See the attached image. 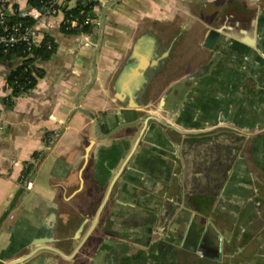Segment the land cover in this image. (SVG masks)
Listing matches in <instances>:
<instances>
[{"label": "crops", "instance_id": "obj_1", "mask_svg": "<svg viewBox=\"0 0 264 264\" xmlns=\"http://www.w3.org/2000/svg\"><path fill=\"white\" fill-rule=\"evenodd\" d=\"M114 1L98 49L51 33L28 93L0 71V264H223L198 248L200 196L218 232L264 231V0ZM215 125L253 134L198 135Z\"/></svg>", "mask_w": 264, "mask_h": 264}, {"label": "built area", "instance_id": "obj_2", "mask_svg": "<svg viewBox=\"0 0 264 264\" xmlns=\"http://www.w3.org/2000/svg\"><path fill=\"white\" fill-rule=\"evenodd\" d=\"M41 0L35 6L30 0H0V51L7 53L19 44H25L30 50L38 47V40L51 35L55 29L78 35L87 48L95 49L96 45L88 41L91 31L101 26L104 10L113 5V0ZM80 5V7H78ZM90 30V31H88ZM4 67L0 62V71ZM2 78L4 89L12 92L8 86V70ZM58 136L56 132L54 140ZM31 165L21 177L26 191L33 187Z\"/></svg>", "mask_w": 264, "mask_h": 264}, {"label": "flooded vegetation", "instance_id": "obj_3", "mask_svg": "<svg viewBox=\"0 0 264 264\" xmlns=\"http://www.w3.org/2000/svg\"><path fill=\"white\" fill-rule=\"evenodd\" d=\"M252 135V134H251ZM213 198L200 196V216L209 223V231L201 232V243L198 248H204L209 257L223 264H244L261 262L264 264V231H230V235L218 232L222 222L216 224L203 211L208 209ZM216 224V225H215ZM222 229V227H220ZM95 233V232H94ZM144 241L153 242L159 235L158 231H144ZM98 236L93 234L87 244L95 245ZM97 238V239H96ZM96 239V240H95ZM206 242V243H205ZM220 256V257H219ZM220 258V259H219Z\"/></svg>", "mask_w": 264, "mask_h": 264}, {"label": "trees", "instance_id": "obj_4", "mask_svg": "<svg viewBox=\"0 0 264 264\" xmlns=\"http://www.w3.org/2000/svg\"><path fill=\"white\" fill-rule=\"evenodd\" d=\"M30 1L37 6L41 0ZM66 2H70V0H66ZM78 2L82 4L83 0ZM54 53L55 46L51 35L44 36L42 44L38 47H32L31 50L25 44H19L9 49L7 53L0 51L1 65L9 71L7 80L12 92H10L8 99L19 97L32 90L43 75V70L38 66V62L50 60Z\"/></svg>", "mask_w": 264, "mask_h": 264}, {"label": "water", "instance_id": "obj_5", "mask_svg": "<svg viewBox=\"0 0 264 264\" xmlns=\"http://www.w3.org/2000/svg\"><path fill=\"white\" fill-rule=\"evenodd\" d=\"M115 1L113 0L112 1V3H114ZM105 13H106V11L104 10V12H103V15H102V21H101V26H100V29L103 31V29H104V20H105ZM220 36H221V32L219 31V27H218V25H216V26H214V27H212L211 29H210V31H209V37H208V39H207V41H206V44H205V46L206 47H213L214 46V44H215V42L220 38ZM95 49H98L97 48V46H96V48ZM96 67L94 68V72H93V75H92V78H91V81H90V83H89V86L87 87V90L90 88V86L95 82V79H96ZM86 90V91H87ZM230 129H227V128H225V127H221L220 125H215V126H212V127H209V129H207V131L205 130V129H203L204 131H200V133H198V135H208V134H211V133H214V132H217V131H221V130H232V131H234V132H237L238 134H253V133H249V131H246L245 129H243V128H241V129H236V128H234V127H229ZM195 134H197V133H182V135H184V136H190V135H195ZM253 190H254V187H253V185L251 184L250 186H249V189H248V191L249 192H253ZM191 196H192V192L191 191H188L187 189H185L184 190V197L186 198V199H189V198H191ZM106 205H107V203L105 204V205H103V208L101 209L102 210V212H103V210H106V214L109 212V209H107V207H106ZM218 210V209H217ZM101 212V213H102ZM106 216H108V215H106ZM107 219V218H106ZM112 223H113V221H109L108 222V224L111 226L112 225ZM149 231L151 232V231H153V228H150L149 229ZM92 233V232H91ZM90 233V234H91ZM90 238V236H88L87 237V239H89ZM87 239H86V241H87ZM46 251H48V252H53V253H56V254H59V252H57V251H52L51 249H46L45 247L44 248H40V249H38L34 254H32V255H30V256H27V257H24V258H22V259H18V260H16V264H20V263H24L25 261H28L29 259H31L32 257H34L36 254H38V253H40V252H46ZM202 252V251H201ZM204 253V252H203ZM203 257L204 258H206V257H208L205 253L203 254ZM220 257V256H219ZM193 260H194V258H192V257H190V256H188V255H186V258H185V261H186V263L187 264H190V263H193ZM195 261H197V262H201L199 259H196Z\"/></svg>", "mask_w": 264, "mask_h": 264}]
</instances>
